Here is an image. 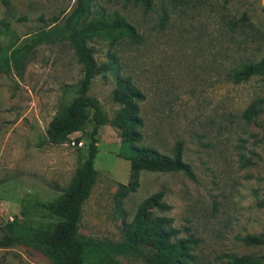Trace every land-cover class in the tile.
<instances>
[{"label":"rangeland","instance_id":"374dc122","mask_svg":"<svg viewBox=\"0 0 264 264\" xmlns=\"http://www.w3.org/2000/svg\"><path fill=\"white\" fill-rule=\"evenodd\" d=\"M76 0H0V240L17 232L48 228L58 221L37 202L63 193L88 158L95 123L66 143L51 144L50 122L78 95L82 67L66 41L36 45L17 68L11 54L43 30L62 26ZM140 3L93 0L88 22L115 14L135 27L137 37L113 35L88 41L99 65L115 56L106 79L96 77L89 96L109 118L100 128L95 167L98 179L84 205L82 237L115 244L124 241L123 220L132 222L138 206L163 192L180 237L200 244L188 264H229L230 257L262 258L264 248L247 246V235L264 231V77L237 84L233 73L264 58V0H152ZM248 19L242 22V18ZM21 19V20H20ZM9 58V66L6 59ZM132 79L146 95L140 146L172 155L184 144L195 178L183 173L145 172L137 192L121 199L120 185L131 179L130 162L119 156L120 131L112 121L117 77ZM261 100L254 121L244 117ZM250 160L252 165H244ZM125 217V218H124ZM119 264H146L119 255ZM0 264H52L24 243L0 248Z\"/></svg>","mask_w":264,"mask_h":264},{"label":"trees","instance_id":"16d2710c","mask_svg":"<svg viewBox=\"0 0 264 264\" xmlns=\"http://www.w3.org/2000/svg\"><path fill=\"white\" fill-rule=\"evenodd\" d=\"M140 3L146 10L153 8L152 0H124ZM5 7H10V0H1ZM93 0H76L72 11L62 20V26L43 30L31 39V43L16 48L11 54L14 65L21 68L22 58L38 44H56L66 41L72 47L78 63L82 67L83 77L79 84L78 95L49 124L47 135L51 144H63L74 134L81 132L92 117L95 127L88 158L77 170L70 186L49 202H37L58 221L48 228H36L28 232H17L9 226V234L0 240V248H10L14 244L24 243L41 250L52 264H119L116 257L130 255L142 258L146 264H188L194 260L193 251L200 240L180 237V230L174 227L172 218L163 216L171 211L172 206L165 202L164 193L159 192L137 208L132 222L123 220L126 231L124 241L115 244L95 242L82 237L79 227L83 220L84 205L90 198L93 186L98 179L95 160L98 153V134L100 128L109 123L99 101L89 96L91 84L96 77L106 79L116 64L115 56L110 62L99 65L95 59V50L88 46V41L99 36L113 35L137 37L134 26L115 14L111 17L88 22L92 13ZM248 18L244 16L242 22ZM21 20V19H20ZM10 26L0 22V37L10 33ZM10 60L6 59L9 66ZM253 77H264V58L256 63H248L233 73L237 84L247 82ZM113 100L121 109L112 121L120 131L122 142L119 156L130 162L131 179L127 185H120L121 199L137 192L140 188V175L145 172L183 173L195 178L193 168L185 161L184 144L178 142L172 155L164 154L152 147L140 146L143 141L144 119L140 104L146 100L129 77L116 79ZM262 101L258 100L245 111L244 117L254 121L261 111ZM244 165H252L250 160ZM125 218V217H124ZM243 242L253 248H264V231L260 235H247ZM229 264H263L262 258L253 256L230 257Z\"/></svg>","mask_w":264,"mask_h":264}]
</instances>
